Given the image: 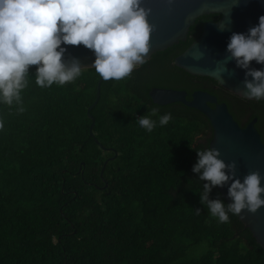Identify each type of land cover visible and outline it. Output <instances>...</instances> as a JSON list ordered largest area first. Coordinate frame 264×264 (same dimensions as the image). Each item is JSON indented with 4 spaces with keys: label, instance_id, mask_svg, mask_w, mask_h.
<instances>
[{
    "label": "trees",
    "instance_id": "16d2710c",
    "mask_svg": "<svg viewBox=\"0 0 264 264\" xmlns=\"http://www.w3.org/2000/svg\"><path fill=\"white\" fill-rule=\"evenodd\" d=\"M220 17L197 18L186 41L154 53L130 79L103 80L90 110L93 134L88 109L101 78L94 68L41 88L33 65L21 103L0 98V264H264V249L239 216L229 213L230 223L219 224L200 203L204 182L192 167L197 150L210 148L209 118L181 102L157 104L149 94L174 88L191 99L207 90L241 125L254 109L250 119L257 117L264 141V100H247L174 64L204 23ZM157 106L172 120L149 133L136 117ZM216 198L228 203L218 187L210 193Z\"/></svg>",
    "mask_w": 264,
    "mask_h": 264
},
{
    "label": "clouds",
    "instance_id": "9594fccd",
    "mask_svg": "<svg viewBox=\"0 0 264 264\" xmlns=\"http://www.w3.org/2000/svg\"><path fill=\"white\" fill-rule=\"evenodd\" d=\"M150 14L144 0H0V98L7 105L20 104V92L27 86L25 77L33 65L37 66L35 82L41 88L54 83L64 86L80 77L83 66L78 58L64 59L67 49L62 44L91 50L95 59L90 66L103 80L130 79L134 69L147 63L155 31ZM221 24L218 27L223 31ZM203 58V52L192 55L196 61ZM230 61L245 70L242 97L264 100V68L251 67L253 61L264 65V15L246 33L233 32L229 37L223 69L213 70L221 83ZM159 113L158 106L149 108L136 117L138 125L151 133L172 120L170 113ZM192 171L204 182L200 203L219 224L230 223L229 213L243 219L244 210L256 213L264 206V177L259 170L248 172L241 181L236 176L237 162L225 163L217 148L197 150ZM226 184L230 203L210 199L214 187ZM195 212L199 215L201 209Z\"/></svg>",
    "mask_w": 264,
    "mask_h": 264
},
{
    "label": "water",
    "instance_id": "95a60500",
    "mask_svg": "<svg viewBox=\"0 0 264 264\" xmlns=\"http://www.w3.org/2000/svg\"><path fill=\"white\" fill-rule=\"evenodd\" d=\"M144 3L151 9L148 19L149 23L155 27L150 38L151 50L147 60L156 52L164 51L180 41H186L190 27L194 25L197 18L210 14L221 15L218 21L209 20L204 23L201 35L174 59V64L193 76L211 78L229 92L242 97L240 89L243 87L245 70L236 67L235 61H230L226 65L229 73L223 74V83L213 70L222 71L223 59L231 34L233 32L246 33L250 27L258 24L259 17L264 15V0H172V3H169V0H144ZM219 24L225 28L223 31L219 29ZM61 46L67 49L64 54L65 60L75 57L79 59L83 66L82 69L92 68L90 65L95 55L91 50L83 45L62 44ZM200 52L204 53V58L199 61L193 60L192 55H199ZM251 67L262 69L264 65L253 61ZM102 81L103 78H100L97 98L88 109V115L92 118L91 134H93L95 119L90 114V110L97 105L100 99ZM149 94L157 104L167 105L181 102L205 114L213 126L210 147L219 149L220 158L225 163L233 160L237 162L236 176L241 181L248 172L255 170H259L264 177V141L255 126L257 118L243 127L234 118L227 103L219 102L217 96L207 90L194 91L191 99H188L186 90L174 88L154 87ZM105 166L106 164L101 176H103ZM261 184L264 186V179ZM106 186L107 183L104 187ZM217 187L226 201L230 203L231 199L227 196L229 185ZM242 215L243 219L241 217L240 219L264 249V206L256 213L244 210Z\"/></svg>",
    "mask_w": 264,
    "mask_h": 264
},
{
    "label": "flooded vegetation",
    "instance_id": "af4514ba",
    "mask_svg": "<svg viewBox=\"0 0 264 264\" xmlns=\"http://www.w3.org/2000/svg\"><path fill=\"white\" fill-rule=\"evenodd\" d=\"M254 113H255V112H254V109H248L247 117L243 120V124H242L243 127L247 126L248 123H249L250 121H252L253 119L257 118V117H254L252 120L250 119V116H251L252 114H254ZM257 120H258V119H257ZM256 123H257V121H256ZM256 123H255V126H256ZM240 125H241V124H240ZM256 128H257V127H256Z\"/></svg>",
    "mask_w": 264,
    "mask_h": 264
},
{
    "label": "rangeland",
    "instance_id": "374dc122",
    "mask_svg": "<svg viewBox=\"0 0 264 264\" xmlns=\"http://www.w3.org/2000/svg\"><path fill=\"white\" fill-rule=\"evenodd\" d=\"M201 247L204 249L205 248V245L204 244H201ZM199 253L201 252V251H198ZM195 255H197V252H195Z\"/></svg>",
    "mask_w": 264,
    "mask_h": 264
}]
</instances>
